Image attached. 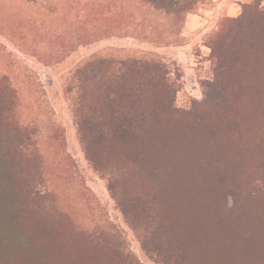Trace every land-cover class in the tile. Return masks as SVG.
Masks as SVG:
<instances>
[{
  "label": "trees",
  "instance_id": "16d2710c",
  "mask_svg": "<svg viewBox=\"0 0 264 264\" xmlns=\"http://www.w3.org/2000/svg\"><path fill=\"white\" fill-rule=\"evenodd\" d=\"M140 1L179 22L201 0ZM207 46L212 80L186 112L174 106L176 80L157 57L87 62L75 73L79 143L157 264H264L261 0L223 20ZM0 92L17 100L5 79ZM6 108L0 101V264H59L51 248L63 264H140L114 228L67 234L68 218L39 201L42 173L21 148L29 134ZM244 176L253 188L242 197Z\"/></svg>",
  "mask_w": 264,
  "mask_h": 264
},
{
  "label": "rangeland",
  "instance_id": "374dc122",
  "mask_svg": "<svg viewBox=\"0 0 264 264\" xmlns=\"http://www.w3.org/2000/svg\"><path fill=\"white\" fill-rule=\"evenodd\" d=\"M214 5L201 0L177 22L140 0H0V79L17 97L12 102L0 92V101L29 134L21 148L27 164L42 173L38 200L45 197V207L68 218V235L114 228L140 264H157L126 224L105 179L85 159L73 112L79 92L75 73L96 58L154 56L176 80L174 106L189 111L212 80L208 39L231 18L214 11ZM245 169L258 178L253 167ZM250 182L242 178V197L253 188ZM258 246L264 254V245ZM47 253L51 262L63 264L59 249ZM79 262L88 264L83 257Z\"/></svg>",
  "mask_w": 264,
  "mask_h": 264
},
{
  "label": "crops",
  "instance_id": "0c3cea01",
  "mask_svg": "<svg viewBox=\"0 0 264 264\" xmlns=\"http://www.w3.org/2000/svg\"><path fill=\"white\" fill-rule=\"evenodd\" d=\"M214 2V11L220 13L221 16L226 17H236L241 12V7L244 4L252 3L253 0H212ZM261 6L264 8V0H261ZM194 17L199 18L201 21H205L201 19V17L194 15ZM197 20H194V23L197 24ZM200 23V22H199ZM200 25V24H198ZM197 26L194 25V28ZM199 27V26H198Z\"/></svg>",
  "mask_w": 264,
  "mask_h": 264
}]
</instances>
